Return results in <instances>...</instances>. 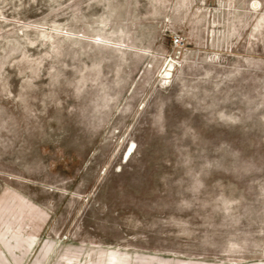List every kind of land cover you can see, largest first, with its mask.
<instances>
[{
	"label": "rangeland",
	"instance_id": "374dc122",
	"mask_svg": "<svg viewBox=\"0 0 264 264\" xmlns=\"http://www.w3.org/2000/svg\"><path fill=\"white\" fill-rule=\"evenodd\" d=\"M0 264H264V0H0Z\"/></svg>",
	"mask_w": 264,
	"mask_h": 264
},
{
	"label": "built area",
	"instance_id": "2783aa9c",
	"mask_svg": "<svg viewBox=\"0 0 264 264\" xmlns=\"http://www.w3.org/2000/svg\"><path fill=\"white\" fill-rule=\"evenodd\" d=\"M172 43H173V45L178 49V53H179V55H180V53H181V51H180V47H181V45L183 44V40H182V38L180 37V36H175L174 38H173V40H172Z\"/></svg>",
	"mask_w": 264,
	"mask_h": 264
},
{
	"label": "bare ground",
	"instance_id": "6f19581e",
	"mask_svg": "<svg viewBox=\"0 0 264 264\" xmlns=\"http://www.w3.org/2000/svg\"><path fill=\"white\" fill-rule=\"evenodd\" d=\"M170 76H171V69L167 71V75H166L167 78L166 79H168ZM131 152H132V148L130 149L129 153H131ZM129 153L127 155H130Z\"/></svg>",
	"mask_w": 264,
	"mask_h": 264
}]
</instances>
